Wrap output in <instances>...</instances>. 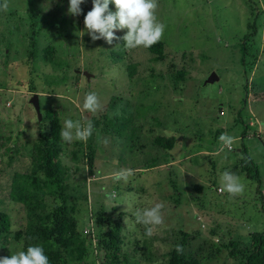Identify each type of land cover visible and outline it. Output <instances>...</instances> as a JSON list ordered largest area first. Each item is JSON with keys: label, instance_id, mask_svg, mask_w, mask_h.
<instances>
[{"label": "rangeland", "instance_id": "obj_1", "mask_svg": "<svg viewBox=\"0 0 264 264\" xmlns=\"http://www.w3.org/2000/svg\"><path fill=\"white\" fill-rule=\"evenodd\" d=\"M69 3L10 0V10L0 11V211L11 218L0 257L33 245L29 207L11 197L18 173L19 189L40 200L37 220L52 216L45 221L52 226L59 207L75 220L86 257L74 264L105 262L99 238L114 221L121 264H168L177 245L203 264H239L228 244L264 231V0H159L164 57L126 50L122 39L92 41L84 25L92 0L79 16L69 14ZM48 45L56 51L46 61ZM212 72L220 79L205 84ZM93 91L102 104L96 113L82 110ZM36 92L41 121L30 102ZM54 119L60 131L66 119L91 120L95 131L86 142L59 136L60 172L49 176L40 162ZM222 133L237 138L231 151L221 150ZM158 137H174V147ZM243 143L262 185L241 166ZM121 168L135 170L127 183L111 179ZM225 171L245 185L242 195L220 190ZM105 190L116 193L110 204ZM155 203L165 205L164 223L149 238L134 213Z\"/></svg>", "mask_w": 264, "mask_h": 264}, {"label": "clouds", "instance_id": "obj_2", "mask_svg": "<svg viewBox=\"0 0 264 264\" xmlns=\"http://www.w3.org/2000/svg\"><path fill=\"white\" fill-rule=\"evenodd\" d=\"M86 0H70L68 12L73 16L82 14L81 5ZM93 7L84 17V25L92 41L105 40L108 44H113L114 40H123L126 50L143 47L151 48L163 39L167 25L161 22L157 16L159 0H92ZM110 4L115 5L112 11ZM10 10V0L0 2V11ZM126 33L119 37L117 30H125ZM84 33L82 32V36ZM61 99V98H60ZM102 104L96 92H89L84 97L82 110L96 113L101 110ZM95 126L91 120L66 119L60 131L63 142L87 141L94 133ZM236 137L227 133L219 136L222 148L232 150ZM104 143H107L105 138ZM135 175L132 168H121L111 174L114 182L123 180L125 183ZM226 191L231 197L242 195L245 185L233 172L225 171L221 176V189ZM116 197V193L105 190V199L108 204ZM163 203H155L151 207L137 209L134 213L136 222L145 227V236L152 237L154 228L164 223ZM95 244V241H93ZM176 251L183 253V246L177 245ZM0 264H51L49 257L45 254L43 245H30L26 250H20L11 257H0Z\"/></svg>", "mask_w": 264, "mask_h": 264}, {"label": "trees", "instance_id": "obj_3", "mask_svg": "<svg viewBox=\"0 0 264 264\" xmlns=\"http://www.w3.org/2000/svg\"><path fill=\"white\" fill-rule=\"evenodd\" d=\"M2 2V0H0ZM254 31L256 26L254 25ZM35 48V46H33ZM32 47V48H33ZM151 53L157 55L158 57H164L165 43L163 40L148 48ZM55 47L52 45L45 46L42 49L43 58H46V61L51 60L49 53H54ZM37 57L38 55L31 54ZM136 67L133 64L128 65V70L133 73ZM31 80V79H30ZM29 80V81H30ZM32 90L35 91V87L31 86ZM54 112L52 110H47V117L52 118ZM55 117V116H54ZM53 119V118H52ZM246 130L243 132L242 139L246 138ZM60 136V124L58 119H54L52 122V127L49 134H45L44 138V148L42 154L43 157L42 163L40 166L44 167V170H47L49 176H58L60 172V162L57 160L59 151H57L58 140ZM52 139V140H51ZM158 144L163 145L166 148H173L175 145L174 137L172 138H157ZM242 151L244 152V158L241 160V166L248 175L251 177L253 175L259 181V185H262V180L260 177V172L253 158L248 153L246 145L243 143ZM94 149L90 148L88 154V165L89 170L93 173L94 170ZM18 173L14 178L12 185L11 197L13 200L18 202H23L26 204L28 209L29 220L31 223L35 224L31 227L29 233L33 237V245H43L45 254L49 257L51 264H74L78 261L85 259V249L83 240L79 235H76V222L65 211L64 207H59L54 210L52 226H47L45 221L52 217L49 215L40 216L41 220H37L38 211L41 209L39 205V199L37 201L32 200L33 197L31 194L25 193L19 189L17 181ZM28 198V200L26 199ZM32 201V203L30 202ZM264 210V208H263ZM11 218L8 213L0 211V243L2 239L6 237L10 230ZM121 224L119 222H113L111 224V230H108L106 233L101 235L99 238V245L105 251V262L103 264H121V236H120ZM56 245V249L51 250L50 246ZM30 244H27L25 250ZM230 248L229 254L232 257H236L239 260V264H264V231H253L250 235V240L247 241H231L227 246ZM168 264H203L199 259L190 257L187 254H179L174 248L170 252V258Z\"/></svg>", "mask_w": 264, "mask_h": 264}, {"label": "water", "instance_id": "obj_4", "mask_svg": "<svg viewBox=\"0 0 264 264\" xmlns=\"http://www.w3.org/2000/svg\"><path fill=\"white\" fill-rule=\"evenodd\" d=\"M93 7V4L91 6V9ZM79 72V71H77ZM83 74H85L88 78L91 77L92 74H90L88 71H83ZM220 78L219 76L216 74V72H212L205 80V84L208 83H214L216 81H218ZM30 102L33 104L34 108L37 111L38 114V118L41 121L43 119V114H42V109H41V101H40V94L39 93H34L30 99Z\"/></svg>", "mask_w": 264, "mask_h": 264}]
</instances>
